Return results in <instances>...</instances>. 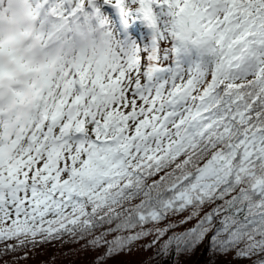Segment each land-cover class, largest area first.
Segmentation results:
<instances>
[{
	"label": "snow or ice",
	"instance_id": "6c2138e0",
	"mask_svg": "<svg viewBox=\"0 0 264 264\" xmlns=\"http://www.w3.org/2000/svg\"><path fill=\"white\" fill-rule=\"evenodd\" d=\"M193 220L157 255L264 264V0H0V258Z\"/></svg>",
	"mask_w": 264,
	"mask_h": 264
},
{
	"label": "trees",
	"instance_id": "16d2710c",
	"mask_svg": "<svg viewBox=\"0 0 264 264\" xmlns=\"http://www.w3.org/2000/svg\"><path fill=\"white\" fill-rule=\"evenodd\" d=\"M167 222H164L160 227H164ZM196 221L193 220L185 225L172 229L167 235L162 237L160 241L151 248H145L154 239L149 236L133 246L129 253H122L114 258L105 261V264H250L247 260L233 259L234 253H229L226 256H215L208 251L209 241L206 239L194 254L167 257L157 255V250L162 245L168 236L173 232L181 233L188 228L193 227ZM108 239H112L111 236ZM85 241L79 243H67L56 241L50 244L41 245L35 249H26L22 252L9 253L7 256L0 258V264H93L97 257L101 256L106 248L97 250L85 249ZM203 253V254H202ZM27 255V259L22 257Z\"/></svg>",
	"mask_w": 264,
	"mask_h": 264
}]
</instances>
